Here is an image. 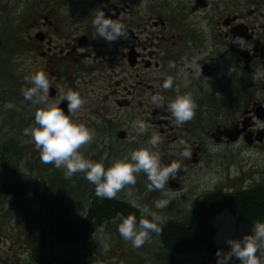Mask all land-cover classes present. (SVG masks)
<instances>
[{"label": "flooded vegetation", "instance_id": "1", "mask_svg": "<svg viewBox=\"0 0 264 264\" xmlns=\"http://www.w3.org/2000/svg\"><path fill=\"white\" fill-rule=\"evenodd\" d=\"M101 9L127 26L128 38L108 42L95 37L92 21ZM2 25L0 59L11 57L20 46L35 63H30L31 72L42 69L49 75L50 102H58L69 88L78 90L86 101L81 109H92V122L103 116L111 143L124 140L136 130L133 121L143 120L162 137L155 148L162 164L170 162L162 158L172 155L171 148H180V153L181 140L191 146L195 165L224 149L237 150L235 156H264V0H0ZM200 66L201 76L189 83L185 73ZM169 75L173 87L165 89L162 83ZM189 91L197 103L196 115L177 126L167 104ZM155 93L164 97L162 103L151 102ZM186 174L181 166L163 189H145L146 200L154 204L157 194L160 199L167 193L182 196ZM78 186L79 182L62 184L67 192ZM90 186L86 190L91 227L82 235L91 244L101 237H120V214L127 216L131 210L141 217L130 204L138 198L134 191L131 198L117 194L109 199L113 203L97 197L95 185ZM6 187L5 183L0 190V264H95V251L83 261L66 254L65 248L52 252L47 232L43 242L40 235L45 209ZM213 191L183 194L177 213L166 220L185 227L192 221L207 223L209 229L202 224L194 233L217 248L214 223L222 210L214 212V205L202 199ZM151 239L155 245L147 247L146 242L142 250L149 261L132 254L125 262L110 256L104 264H167L160 258L164 245L159 235Z\"/></svg>", "mask_w": 264, "mask_h": 264}, {"label": "clouds", "instance_id": "2", "mask_svg": "<svg viewBox=\"0 0 264 264\" xmlns=\"http://www.w3.org/2000/svg\"><path fill=\"white\" fill-rule=\"evenodd\" d=\"M92 24L95 28V37L99 36L105 41L111 42L121 38H128L127 26L117 18L105 15L101 9L95 15ZM207 25V21H202ZM170 67L172 63L170 62ZM189 83L201 76V66L186 72ZM25 79L30 86H22L20 91L25 101L34 105H42L34 112V126L25 128L23 134L31 138L39 152L40 160L45 164H53L57 169H64L65 176L83 173L84 178L95 185L97 197L113 199L126 185H134L137 175L143 171L149 181V191L163 189L171 176H174L181 167L179 160L161 163L160 153L148 147L133 149L128 157L114 160L110 166H105L103 160H92L79 149L93 139L94 132L83 123H77L71 119L70 113L79 111L86 103L85 98L78 90L69 88L64 91L58 102H50V88L52 81L49 75L42 69H37ZM174 78L169 75L163 80L162 87H173ZM151 102L159 104L164 97L155 93L150 97ZM66 106L62 108L60 105ZM4 107H14L13 102H7ZM171 116L177 126H182L196 115L197 103L192 93L178 94L167 104ZM133 127L137 133L143 134L148 129V123L143 120L133 121ZM161 135L153 132L148 139V144L155 148L161 142ZM182 150L179 155L191 158L192 148L184 140L180 141ZM170 201L160 199L154 201L155 208H164ZM132 207L142 213L137 219L135 214L124 216L117 224V231L121 238L131 242L133 248H140L149 242L153 234H159L166 223V217L147 205L141 206L136 200H131ZM227 251H216V264H262L264 258V221H257L251 225L249 234L241 238H227Z\"/></svg>", "mask_w": 264, "mask_h": 264}, {"label": "rangeland", "instance_id": "3", "mask_svg": "<svg viewBox=\"0 0 264 264\" xmlns=\"http://www.w3.org/2000/svg\"><path fill=\"white\" fill-rule=\"evenodd\" d=\"M1 31L4 30V25L0 26ZM7 34V33H6ZM26 42V40H23ZM18 46L14 54L11 57H4L0 59V142H4L9 137H14L17 140L20 147V158L18 160L17 169L26 178L28 177H46L50 173H62L64 177H67L70 182H79L81 184V201L78 200V196H75V203L83 201L85 195L84 190L90 188V182L84 178L83 173H76L72 176H65L64 169H57L53 164H45L40 160L39 152L37 151L35 144L31 141V138L23 134V130L28 127L34 126V119L30 121V118L34 116L36 108L42 107V105H34L28 101L31 111L27 112L25 108L26 101L21 94L22 86H30V83L25 79L31 73L32 63L28 55H24L20 51ZM1 56H4L3 53ZM10 58V62H9ZM13 102L14 107L6 108L4 105L7 102ZM33 107V110H32ZM105 110L102 114L104 115ZM92 109L83 108L75 113H71V119L77 123L85 124L89 129L93 130V139L85 145H82L79 149L84 155L92 160H103L105 166H110L114 160L123 159L128 157L133 149L148 147L155 151L149 145L148 139L152 135L153 131L148 127L147 131L143 134L133 132L130 130L128 136L121 141L111 143L106 136L105 122L95 118L92 122L91 118ZM93 115V114H92ZM94 117V115H93ZM28 121V122H27ZM150 133L148 134V130ZM19 139L17 138L16 135ZM127 148L124 151V147ZM18 148V147H16ZM172 155L167 154V158H162V161L166 160H179L181 166L187 170V174L183 178L185 190L182 192L188 197L194 193L201 192L204 189H210L214 191L231 192L237 190H244L252 186L261 185L264 186V156L253 155L252 153H245L242 156H235L237 150L233 152L229 150H222V153H215L203 157V160L199 165H195L191 162L190 158H184L179 155L180 148H171ZM235 151V152H234ZM177 154L176 157L173 155ZM8 155L7 157H9ZM11 158V156H10ZM3 170V164H0V172ZM230 173V174H229ZM137 179L134 185H126L117 194H124L129 198L134 195H138L136 201L141 205H147L153 210L157 211L161 216L169 218L173 217L178 210V203L181 201L182 196L173 197L169 193L164 195L166 199H169L170 203L164 207L156 210L155 205L146 200L147 194H143L149 181L143 171L136 174ZM88 194V190H86ZM146 191V190H145ZM156 190H154L155 192ZM149 192V191H148ZM147 193V192H145ZM143 198L141 199V197ZM169 196V197H168ZM163 199V198H162ZM160 200L158 194L155 196L154 201ZM226 211V210H224ZM223 211V212H224ZM216 227L215 240L218 249L222 251L228 250L226 243L227 238H241L245 234H249L251 231V225L249 223L241 222L232 218L228 213L225 216L218 218L214 223ZM153 239L147 242L148 246L155 245ZM146 244H144L145 246ZM143 245L140 248H133L130 241L121 238L101 237L96 239L93 244L85 246V255L91 251H95V256L92 261L95 264H104L107 262L110 256H114L113 259H122L123 262L128 259L129 256L137 255V257L144 258L145 261H149V257L142 253ZM114 251L116 253H114ZM130 252V254H128ZM118 254V255H117ZM79 258V257H78ZM149 258V259H148ZM90 260V259H88ZM233 264H238V261H233ZM262 264H264V258H262Z\"/></svg>", "mask_w": 264, "mask_h": 264}, {"label": "trees", "instance_id": "4", "mask_svg": "<svg viewBox=\"0 0 264 264\" xmlns=\"http://www.w3.org/2000/svg\"><path fill=\"white\" fill-rule=\"evenodd\" d=\"M25 108L27 112H32L28 101L25 103ZM16 136L19 139L18 136L21 134ZM18 143L14 137L0 142V164H3L0 182H4V184H0V190L6 183V188H10L12 192L16 194L23 192V195L33 198L45 209L47 219L45 225L42 226L40 235L42 242L48 236L52 252L65 248L66 254L70 252L72 256L79 257L82 261L89 259L92 251L90 250L85 255L84 247H88L91 242L88 240L89 237L83 236V231L91 227L89 214L91 215L92 211L87 209L89 194L86 193V189L83 201L76 205L74 198L83 189L78 186L76 187L78 191L76 189L64 191L62 184L70 182V180L62 173H50L41 178H37V176L32 179L26 178L19 172L16 165L20 158ZM8 155L11 158L7 157ZM32 183L34 186H31ZM79 199L81 201V197ZM202 199L209 200L210 206L214 205L212 209L214 212L229 210L237 221L249 224L264 221V186L257 185L231 192L217 190L209 192ZM107 202L115 203L109 199ZM201 206L199 205V208ZM79 211L85 214L82 216L78 213ZM129 213H132L131 210ZM188 224L191 226L185 227L182 223L166 220L162 232L155 234L159 235L161 243L164 245V250L160 254L161 261L167 264H216L218 249L211 246L204 236L194 233L200 229L202 224L204 230L209 229L207 223L192 221ZM189 230L192 232L188 233ZM41 250L44 254V247H41Z\"/></svg>", "mask_w": 264, "mask_h": 264}, {"label": "water", "instance_id": "5", "mask_svg": "<svg viewBox=\"0 0 264 264\" xmlns=\"http://www.w3.org/2000/svg\"><path fill=\"white\" fill-rule=\"evenodd\" d=\"M51 93V92H50ZM52 95V93L50 94V96ZM62 108H65V110H66V106H65V104L64 103H62L61 105H60Z\"/></svg>", "mask_w": 264, "mask_h": 264}]
</instances>
